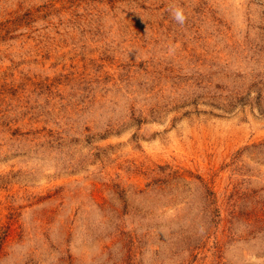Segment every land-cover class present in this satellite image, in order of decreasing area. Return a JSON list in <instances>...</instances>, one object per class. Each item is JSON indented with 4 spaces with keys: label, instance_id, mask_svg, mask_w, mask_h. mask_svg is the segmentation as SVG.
<instances>
[{
    "label": "rangeland",
    "instance_id": "1",
    "mask_svg": "<svg viewBox=\"0 0 264 264\" xmlns=\"http://www.w3.org/2000/svg\"><path fill=\"white\" fill-rule=\"evenodd\" d=\"M0 264H264V0H0Z\"/></svg>",
    "mask_w": 264,
    "mask_h": 264
},
{
    "label": "clouds",
    "instance_id": "2",
    "mask_svg": "<svg viewBox=\"0 0 264 264\" xmlns=\"http://www.w3.org/2000/svg\"><path fill=\"white\" fill-rule=\"evenodd\" d=\"M169 12L172 17V19L179 25H184L186 22V15L183 7L180 6H174V7H169Z\"/></svg>",
    "mask_w": 264,
    "mask_h": 264
}]
</instances>
